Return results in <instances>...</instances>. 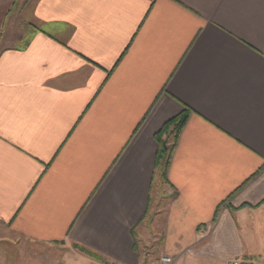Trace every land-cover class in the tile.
Here are the masks:
<instances>
[{"label":"crops","instance_id":"0c3cea01","mask_svg":"<svg viewBox=\"0 0 264 264\" xmlns=\"http://www.w3.org/2000/svg\"><path fill=\"white\" fill-rule=\"evenodd\" d=\"M17 242L264 259V0H0V264Z\"/></svg>","mask_w":264,"mask_h":264},{"label":"rangeland","instance_id":"374dc122","mask_svg":"<svg viewBox=\"0 0 264 264\" xmlns=\"http://www.w3.org/2000/svg\"><path fill=\"white\" fill-rule=\"evenodd\" d=\"M173 142V137L170 135V137L167 139V146H170ZM14 253H12V257L9 258L10 261L18 262L19 264H60V259L63 257V255H67L72 252L71 249L79 251L82 254H85V256H89L90 258L95 259L94 257L88 255L87 253H84L83 250L79 249L78 247H63V246H45V245H39V244H31L26 242H17L14 245ZM12 250V249H11ZM99 258V257H98ZM101 262H104L102 259H95Z\"/></svg>","mask_w":264,"mask_h":264},{"label":"trees","instance_id":"16d2710c","mask_svg":"<svg viewBox=\"0 0 264 264\" xmlns=\"http://www.w3.org/2000/svg\"><path fill=\"white\" fill-rule=\"evenodd\" d=\"M186 119H187V111H184L183 114H181L179 117H177L173 121L167 123L165 125V127L163 128V130L161 131V134L165 133L168 130L169 125L173 124V130L171 133L173 136L172 145L167 146V144L163 140L161 141L162 144L165 143V146L162 145L160 147L159 152H158V156H157L158 161L161 164V166H166L168 164L170 153H171V150L173 148V144H175V141L177 140V137H178V133L180 132V130H181L183 124L185 123ZM87 254L94 257L95 259H99L98 257H96L95 255H92L91 253H87Z\"/></svg>","mask_w":264,"mask_h":264},{"label":"built area","instance_id":"2783aa9c","mask_svg":"<svg viewBox=\"0 0 264 264\" xmlns=\"http://www.w3.org/2000/svg\"><path fill=\"white\" fill-rule=\"evenodd\" d=\"M171 258L162 256L157 259H154L149 264H171ZM231 264H241L240 260H233L231 261ZM247 264H264V259L261 258H252L250 260H247Z\"/></svg>","mask_w":264,"mask_h":264},{"label":"water","instance_id":"95a60500","mask_svg":"<svg viewBox=\"0 0 264 264\" xmlns=\"http://www.w3.org/2000/svg\"><path fill=\"white\" fill-rule=\"evenodd\" d=\"M163 146H165V143H163ZM165 148V147H164Z\"/></svg>","mask_w":264,"mask_h":264}]
</instances>
